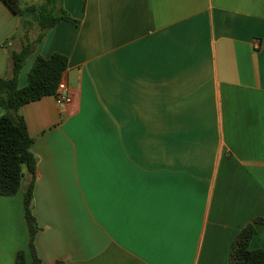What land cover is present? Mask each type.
I'll return each mask as SVG.
<instances>
[{
    "label": "crops",
    "instance_id": "crops-1",
    "mask_svg": "<svg viewBox=\"0 0 264 264\" xmlns=\"http://www.w3.org/2000/svg\"><path fill=\"white\" fill-rule=\"evenodd\" d=\"M62 4L78 24L47 32L19 75L24 88L36 57L68 58L71 103L20 111L42 262L230 264L239 232L264 219V0ZM20 32L0 0V78L12 77ZM30 180L0 196V264L28 250ZM255 228L250 249H264Z\"/></svg>",
    "mask_w": 264,
    "mask_h": 264
},
{
    "label": "trees",
    "instance_id": "trees-1",
    "mask_svg": "<svg viewBox=\"0 0 264 264\" xmlns=\"http://www.w3.org/2000/svg\"><path fill=\"white\" fill-rule=\"evenodd\" d=\"M20 18L24 30L23 46L20 52L10 54L11 78H0V196H15L21 189L26 175L31 180L24 191L23 205L29 233L28 250L16 255V264H44L38 255L35 240L40 231L34 216V184L37 159L32 153L33 140L27 124L21 115V108L45 97L54 96L59 83L68 68V58L53 54L51 58L36 57L27 74L26 86L19 87V75L27 61L33 56L35 47L47 32L60 22L78 24L63 8L62 0H43L39 5L23 8L19 0H3ZM33 25L39 29L34 41L30 40ZM264 224V219H255L244 227L230 248V264H264V249L251 250L250 243L256 235V225ZM28 258H30L28 260ZM55 264H64L58 261Z\"/></svg>",
    "mask_w": 264,
    "mask_h": 264
},
{
    "label": "built area",
    "instance_id": "built-area-1",
    "mask_svg": "<svg viewBox=\"0 0 264 264\" xmlns=\"http://www.w3.org/2000/svg\"><path fill=\"white\" fill-rule=\"evenodd\" d=\"M256 44L258 45V43ZM257 45L256 47L258 48ZM53 97L59 106L71 103L72 100L69 94L67 93V84L64 79L59 83L56 93Z\"/></svg>",
    "mask_w": 264,
    "mask_h": 264
},
{
    "label": "rangeland",
    "instance_id": "rangeland-1",
    "mask_svg": "<svg viewBox=\"0 0 264 264\" xmlns=\"http://www.w3.org/2000/svg\"><path fill=\"white\" fill-rule=\"evenodd\" d=\"M39 33V29L36 25H33L32 29L30 30V34H31V40H34ZM20 35L23 36L24 35V30L23 28H21V32Z\"/></svg>",
    "mask_w": 264,
    "mask_h": 264
}]
</instances>
